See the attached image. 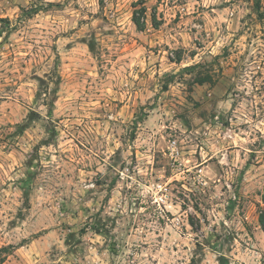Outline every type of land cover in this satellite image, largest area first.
Segmentation results:
<instances>
[{
  "label": "rangeland",
  "instance_id": "rangeland-1",
  "mask_svg": "<svg viewBox=\"0 0 264 264\" xmlns=\"http://www.w3.org/2000/svg\"><path fill=\"white\" fill-rule=\"evenodd\" d=\"M253 1L0 0V264H264Z\"/></svg>",
  "mask_w": 264,
  "mask_h": 264
},
{
  "label": "trees",
  "instance_id": "trees-1",
  "mask_svg": "<svg viewBox=\"0 0 264 264\" xmlns=\"http://www.w3.org/2000/svg\"><path fill=\"white\" fill-rule=\"evenodd\" d=\"M252 12L256 14V19L260 23L261 31L264 37V10H262V2L261 0H254L252 5L250 6ZM140 12H145V8L142 7ZM132 21L136 25L137 28L143 29L144 21L137 17V10H133ZM180 58H176V61H179ZM261 201L263 206L258 209V224L264 234V192L261 195Z\"/></svg>",
  "mask_w": 264,
  "mask_h": 264
},
{
  "label": "crops",
  "instance_id": "crops-1",
  "mask_svg": "<svg viewBox=\"0 0 264 264\" xmlns=\"http://www.w3.org/2000/svg\"><path fill=\"white\" fill-rule=\"evenodd\" d=\"M262 120H264V118H263ZM262 126H264V122L262 123ZM259 130H260V128H259ZM260 131H261V133H264V127H262V129H261ZM236 134H237V133H236L235 131H233V132L230 134V136L233 137V136L236 135Z\"/></svg>",
  "mask_w": 264,
  "mask_h": 264
}]
</instances>
